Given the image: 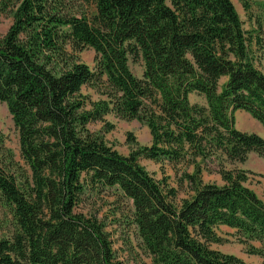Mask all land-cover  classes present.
Here are the masks:
<instances>
[{
  "label": "trees",
  "instance_id": "16d2710c",
  "mask_svg": "<svg viewBox=\"0 0 264 264\" xmlns=\"http://www.w3.org/2000/svg\"><path fill=\"white\" fill-rule=\"evenodd\" d=\"M3 13L12 23L0 36V101L20 156L0 134V264H122L103 223L77 209L87 192L112 187L132 201L152 264H246L212 248L219 225L264 254V201L247 172L226 168L264 157V137L235 126L243 110L264 128V73L232 0H0ZM87 47L94 69L79 56ZM131 59L143 62L141 77ZM94 83L106 98L86 109L81 89ZM109 113L148 125L151 144L120 154L87 125ZM140 157L192 166L182 174L192 194L177 203ZM211 160L222 185L202 180Z\"/></svg>",
  "mask_w": 264,
  "mask_h": 264
},
{
  "label": "rangeland",
  "instance_id": "374dc122",
  "mask_svg": "<svg viewBox=\"0 0 264 264\" xmlns=\"http://www.w3.org/2000/svg\"><path fill=\"white\" fill-rule=\"evenodd\" d=\"M85 0H76V5L84 4ZM242 20L247 34L253 38L250 45L251 54L257 67L264 73V0H232ZM246 4V7H245ZM89 9V8H88ZM90 10V9H89ZM90 12V11H89ZM93 12L91 1V14ZM12 23V15H0V36L4 35ZM262 40L259 44L258 40ZM80 59L91 68L96 66V53L87 47L79 53ZM143 62L131 59L129 64L133 73L139 77L143 73ZM103 86L96 83L84 85L81 89L86 99V109L91 108V103L106 96L102 93ZM190 102L205 105L204 96L197 93L190 94ZM88 128L104 138L120 154L129 155L136 148L150 145L151 132L145 123L137 119H125L114 113L105 115V120L89 122ZM235 126L241 131L255 132L264 137L262 124L243 110L235 113ZM0 134L4 136L5 145L10 148L17 158L20 156L18 133L6 103L0 101ZM132 138V139H131ZM139 162L157 180H166L170 187L176 189V202L189 197L192 192L183 179L184 169L192 172V166L177 165L176 168L167 161L157 162L149 158L140 157ZM206 164V165H205ZM202 166H208L213 171L203 170V182L223 184L221 175L216 171L217 163L207 161ZM227 169H239L247 172L245 184L253 189L264 201V157L251 152L244 163H226ZM78 211L87 216H96L104 225L117 259L122 264H152L151 256L141 246L136 225L132 223V201L126 198L116 187L87 192L77 207ZM4 211L0 208V221L5 219ZM216 232L222 237V242L211 244L212 248L223 253L234 254L246 264H264V254L255 253L254 250L262 246L261 242L243 236L236 228L219 225ZM7 229L0 223V235L6 234Z\"/></svg>",
  "mask_w": 264,
  "mask_h": 264
}]
</instances>
